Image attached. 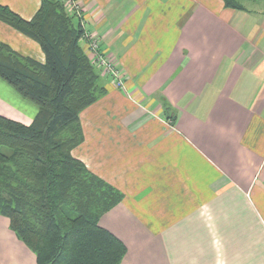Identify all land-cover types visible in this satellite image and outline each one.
<instances>
[{
    "label": "crops",
    "instance_id": "crops-1",
    "mask_svg": "<svg viewBox=\"0 0 264 264\" xmlns=\"http://www.w3.org/2000/svg\"><path fill=\"white\" fill-rule=\"evenodd\" d=\"M76 4L123 79L98 71L106 94L80 113L72 151L123 196L99 222L122 264H264V0ZM0 5L29 21L40 0ZM0 42L44 62L2 22ZM5 87L0 116L30 124L36 107ZM0 264H35L2 216Z\"/></svg>",
    "mask_w": 264,
    "mask_h": 264
},
{
    "label": "trees",
    "instance_id": "trees-1",
    "mask_svg": "<svg viewBox=\"0 0 264 264\" xmlns=\"http://www.w3.org/2000/svg\"><path fill=\"white\" fill-rule=\"evenodd\" d=\"M0 22L44 55L40 63L0 42V80L37 109L28 125L0 116V216L35 264H122L125 245L99 222L123 196L72 156L80 113L106 94L82 19L62 0H40L29 21L0 5Z\"/></svg>",
    "mask_w": 264,
    "mask_h": 264
},
{
    "label": "built area",
    "instance_id": "built-area-1",
    "mask_svg": "<svg viewBox=\"0 0 264 264\" xmlns=\"http://www.w3.org/2000/svg\"><path fill=\"white\" fill-rule=\"evenodd\" d=\"M75 2H73V0H67V4H71L67 7L70 9L71 6H75ZM83 40L88 46L90 52L92 51V62L94 66L98 69H101L105 73V75L110 78L115 87L122 88L123 79L120 75V71L114 65V63H112L110 60H107V58L102 53H100V51L98 50L99 48L97 42L88 34V32L84 34Z\"/></svg>",
    "mask_w": 264,
    "mask_h": 264
},
{
    "label": "rangeland",
    "instance_id": "rangeland-1",
    "mask_svg": "<svg viewBox=\"0 0 264 264\" xmlns=\"http://www.w3.org/2000/svg\"><path fill=\"white\" fill-rule=\"evenodd\" d=\"M76 0H73V2H75ZM258 1H262V0H258ZM62 3L64 4V5H66V9H68L69 11H71V10H73L74 11V13L77 15V16H79L81 19H82V15H81V11H80V7L76 4V2H75V6L73 5V6H71V8L69 9V8H67V6H69V5H71L70 3H69V5L67 4V0H62ZM92 52V51H91ZM90 52V50H89V53H90V55L91 56H93V54ZM3 82V81H2ZM4 83V82H3ZM4 85L6 86L5 88L8 90V91H11V88L7 85V84H5L4 83ZM13 91V90H12ZM1 94V93H0ZM16 94V93H15ZM2 95H4V94H2ZM17 95V94H16ZM4 96H6V95H4ZM18 96V95H17ZM23 100V99H22ZM24 102H26V103H28L29 105H30V107H33L34 109H35V106L33 105V104H31L30 102H27V101H25V100H23ZM125 264H128V262H125Z\"/></svg>",
    "mask_w": 264,
    "mask_h": 264
}]
</instances>
